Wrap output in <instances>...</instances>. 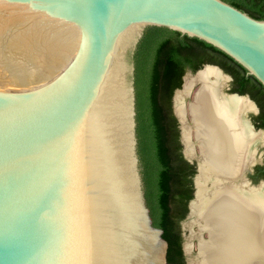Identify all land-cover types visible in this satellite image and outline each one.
<instances>
[{"label": "water", "instance_id": "1", "mask_svg": "<svg viewBox=\"0 0 264 264\" xmlns=\"http://www.w3.org/2000/svg\"><path fill=\"white\" fill-rule=\"evenodd\" d=\"M150 25L211 44L264 86V19L224 0H0V264H166L137 152L133 53ZM226 85L207 63L172 96L194 200L201 158L179 92Z\"/></svg>", "mask_w": 264, "mask_h": 264}, {"label": "trees", "instance_id": "2", "mask_svg": "<svg viewBox=\"0 0 264 264\" xmlns=\"http://www.w3.org/2000/svg\"><path fill=\"white\" fill-rule=\"evenodd\" d=\"M264 19V0H224ZM137 152L152 223L168 247L166 264H184L179 222L193 197L195 164L182 154L179 125L172 112L175 89L187 71L220 66L232 77V92L264 102V86L211 44L163 26H146L133 53Z\"/></svg>", "mask_w": 264, "mask_h": 264}, {"label": "bare ground", "instance_id": "3", "mask_svg": "<svg viewBox=\"0 0 264 264\" xmlns=\"http://www.w3.org/2000/svg\"><path fill=\"white\" fill-rule=\"evenodd\" d=\"M224 87L195 90L188 104L189 126L182 124L187 149L192 130L201 158L191 213L208 237L199 243L198 264H264V184L246 186L241 180L253 146L264 142V132H253L245 119L252 108L249 100L225 93ZM189 94L179 92L181 119Z\"/></svg>", "mask_w": 264, "mask_h": 264}, {"label": "flooded vegetation", "instance_id": "4", "mask_svg": "<svg viewBox=\"0 0 264 264\" xmlns=\"http://www.w3.org/2000/svg\"><path fill=\"white\" fill-rule=\"evenodd\" d=\"M232 92V85L229 90ZM241 94L237 91H233ZM249 97V102L252 104V108L247 110L244 114L245 119L250 124V127L255 133L264 132V102L259 98L244 93ZM183 154V153H182ZM196 169V165H195ZM241 180L246 182V186H259L264 184V142L258 141L253 146L251 151V157L245 162L241 171Z\"/></svg>", "mask_w": 264, "mask_h": 264}, {"label": "rangeland", "instance_id": "5", "mask_svg": "<svg viewBox=\"0 0 264 264\" xmlns=\"http://www.w3.org/2000/svg\"><path fill=\"white\" fill-rule=\"evenodd\" d=\"M230 86L231 85H226L224 87V91L228 92L226 87H230ZM194 92L195 90H191L188 98H186L184 101V107H185L184 112H185V117H186V122H184V124L187 126H189L188 124L190 123V120H191L189 116V112H188V104ZM179 124L180 123H178V125ZM190 134H191V139L194 140L195 138L192 134V130ZM188 136L190 137V135ZM179 139L181 140L180 129H179ZM194 148H195V153H198V146L195 145ZM183 149L184 147L182 145V152H183ZM190 159H192L194 163H196L195 156L190 157ZM194 198L195 197H194V190H193V197L191 198V200L188 202V205H187V213L185 217L179 222L181 246H182L183 255H184V264H198L199 263V260H200L199 243L202 239H206L208 237V233L206 231L200 230L199 222L197 221L198 219H197L196 214H192L190 212V203L191 201L194 200Z\"/></svg>", "mask_w": 264, "mask_h": 264}]
</instances>
